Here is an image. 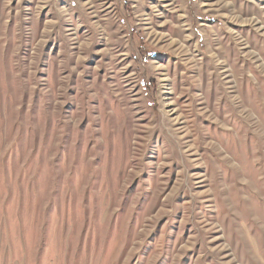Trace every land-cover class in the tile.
I'll return each mask as SVG.
<instances>
[{
	"label": "rangeland",
	"instance_id": "1",
	"mask_svg": "<svg viewBox=\"0 0 264 264\" xmlns=\"http://www.w3.org/2000/svg\"><path fill=\"white\" fill-rule=\"evenodd\" d=\"M0 264H264V0H0Z\"/></svg>",
	"mask_w": 264,
	"mask_h": 264
}]
</instances>
